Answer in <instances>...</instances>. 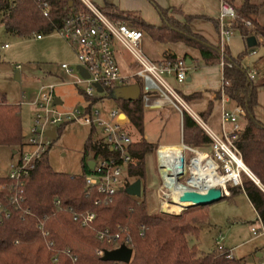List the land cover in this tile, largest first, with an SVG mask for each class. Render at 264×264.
I'll return each instance as SVG.
<instances>
[{"label":"trees","instance_id":"obj_1","mask_svg":"<svg viewBox=\"0 0 264 264\" xmlns=\"http://www.w3.org/2000/svg\"><path fill=\"white\" fill-rule=\"evenodd\" d=\"M149 1L162 19L160 27L149 25L136 14L123 12L114 5L108 4L101 11L112 20L125 21L130 28L144 30L156 42L182 43L199 50L209 66L220 63L219 47L194 34L190 28L194 17L186 16L177 9H164L155 0ZM44 3L50 4L49 17L44 15ZM85 10L87 8L81 0H0V26L8 34L31 39L37 34L50 35L65 19ZM236 10L239 18L235 21V29L249 36L250 29L245 26L249 21L254 36L264 39V28L258 23L260 7L251 5L247 0L242 8ZM178 15L183 16L186 23L176 19ZM246 55L234 59L226 54L225 60L232 67L225 69L224 83L228 85L224 84V89L229 100L245 110V124L239 133L238 148L244 163L258 178L262 188L244 175L243 187H230V198L240 192L245 193L264 223V124L255 116L258 87L242 65ZM176 59L167 56L165 60L174 62ZM218 95L220 97L221 93ZM199 96L196 94L191 98ZM115 100L130 118V135L138 138L131 147L133 162L129 165L124 185L127 188L131 185L130 179L147 178V158L155 154L158 146L144 138L145 107L142 98L137 101ZM212 109L213 104L202 118L209 115ZM95 135L96 130L91 129L84 148L82 175L56 172L50 164V148L36 170L24 180L25 201L19 208L9 200L14 181L8 177L0 178V264H115L104 262L98 252L113 251L122 245L133 250L130 264H245L243 260L231 259L218 250L205 254L197 244L190 245L191 238L199 240L200 227L208 221V206L192 207L181 215H152L145 200L140 201L121 191L111 204L106 205L103 201L96 204L102 197L97 190L87 186L85 178L91 174L87 159L90 153L106 157L113 153ZM184 142L202 149L211 146L206 132L187 113L184 114ZM25 146L22 106L9 104L6 95L0 92V147H9L21 153ZM57 201L60 205H56ZM90 213L96 216L91 227H82L81 222L75 220L76 216ZM41 224L45 231L50 232L48 239L39 229ZM106 230L113 235L120 234L121 241L112 244L100 241L99 234ZM48 241L54 243L53 249L48 247ZM67 250L77 258V262L65 253Z\"/></svg>","mask_w":264,"mask_h":264},{"label":"built area","instance_id":"obj_2","mask_svg":"<svg viewBox=\"0 0 264 264\" xmlns=\"http://www.w3.org/2000/svg\"><path fill=\"white\" fill-rule=\"evenodd\" d=\"M221 1V15L219 17L220 31V54L223 69L232 67L225 60L226 50L235 36V21L239 18L236 8L227 0ZM87 10L71 15L56 27L50 35H57L66 42L74 51L78 65L72 68L68 64L61 65V69L71 78V83L79 88L86 97L87 105L83 109L60 111L54 105L56 100V86H43L39 99L35 103L37 113L32 137L26 142L25 148L20 153L18 164L8 177L14 184L10 187V203L19 208L25 201L24 180L36 170L43 156L53 145V140L47 136V131L70 123H79L96 130V138L102 140L103 145L109 148L113 155L106 157L103 154H94L95 168L85 180L88 188L95 189L101 195L96 204L103 201L106 205L111 204L114 197L124 187L127 181L129 165L133 162L131 147L134 140L128 131L130 119L119 109L110 112L109 118H103L100 111L95 110L94 100L108 95L117 88L139 84L141 97L145 109L159 110L171 106L181 116L188 110L181 95L170 85L168 76H174L180 85L186 84L190 68L182 58L171 62L154 61L144 50V33L141 30L130 28L123 20L108 18L101 9L87 0H83ZM44 15L49 17L51 7L44 3ZM245 26L253 29L251 22ZM44 34L34 36L36 40L45 38ZM126 51L133 58L136 70L131 74L122 72L118 62V49ZM9 49L8 44L0 43V51ZM21 69L20 66L17 67ZM82 71L88 75L86 78ZM249 78L254 79L250 73ZM134 82V83H132ZM228 85V83H224ZM103 89L101 93L98 89ZM225 86V85H224ZM195 120L203 126L212 144L209 152H203L184 143L182 140L181 151L173 153L161 147L157 150L158 174L160 185L157 188V199L160 212L165 214L185 211L189 206L183 205L182 197L186 193L207 194L211 189L220 190L222 197H229L230 187H243V176H248L258 186L261 183L254 173L244 163L242 154L238 148L239 133L243 129L246 113L242 107L233 111H224L222 115L221 134L213 133L201 120L194 116ZM220 178V183L213 185L204 191L200 182ZM177 196L178 201L174 198ZM56 205H60L57 201ZM191 203L190 206H192ZM96 216L93 213L76 216L75 220L81 222L82 227H91ZM44 237L48 239L50 232L44 230L43 224L39 226ZM255 239L264 242V223L258 218L257 223L251 229ZM100 241L118 243L122 237L120 234H111L109 230L98 236ZM223 237L217 242V250L234 258L233 251L227 250L222 245ZM48 247L54 248V243L48 241ZM121 246H118L120 248ZM117 248V249H118ZM66 254L77 262V258ZM104 251L98 255L103 257ZM57 258L54 259L57 262ZM122 264V263H115ZM246 264V263H245ZM257 264H264V251Z\"/></svg>","mask_w":264,"mask_h":264},{"label":"rangeland","instance_id":"obj_3","mask_svg":"<svg viewBox=\"0 0 264 264\" xmlns=\"http://www.w3.org/2000/svg\"><path fill=\"white\" fill-rule=\"evenodd\" d=\"M81 1L83 2V0ZM106 1L117 4L120 9L134 10L132 8H135L141 16H139L140 18L143 16L145 19L152 20V17H158L162 21L158 10L149 0H123V4L121 0ZM103 2L102 4L98 2L95 5L91 1L99 9L106 6ZM136 29L141 30L144 35L146 34L144 30ZM0 43L9 45L8 50L0 51V91L7 94L9 102L22 106L25 142L33 135L37 113L35 103L39 99L41 89L43 86L56 85L58 76L64 77L68 83L56 88V98H60L64 102L63 105L58 106V109L69 111L83 109L87 105V102L79 94V88L70 84L71 78L61 69L63 64L75 68L78 65L76 54L57 35L45 36L43 41H38L35 38L21 39L18 36L7 34L0 26ZM256 50L261 54L264 52V46L261 45ZM256 58L251 59L255 60ZM118 60L122 71L125 70L126 67L120 57ZM18 66L21 67L20 70L17 69ZM17 72L21 74L20 82L15 79ZM101 98L94 108L101 112L103 118L108 119L110 112L117 109L118 106L116 101L108 95L101 96ZM145 128L146 138L152 144H179L181 141L179 116L168 113L166 110L159 112L146 110ZM59 129L58 137L53 140L49 152L50 164L58 173L82 175L84 173V148L91 129L79 123L66 124L64 128L59 127ZM13 151L9 147H0V177H9L18 164L19 156L14 155ZM93 156L94 154L90 153L87 160H91ZM146 177L145 180H141L142 197L139 200L146 201L152 215L165 214L160 212L156 197L160 179L154 154L147 158ZM136 181L137 179H130L131 184ZM208 207V221L200 227L199 240L191 238L190 245L197 244L202 252L209 254L217 250V242L223 237L222 245L225 249L238 248L233 252L237 259L250 258L257 243L252 242L246 245V242H250L254 238L251 234V226L257 223L258 216L246 194L240 192L232 198L222 199ZM174 211L170 215H181L185 212Z\"/></svg>","mask_w":264,"mask_h":264},{"label":"crops","instance_id":"obj_4","mask_svg":"<svg viewBox=\"0 0 264 264\" xmlns=\"http://www.w3.org/2000/svg\"><path fill=\"white\" fill-rule=\"evenodd\" d=\"M87 1H89L90 3L92 1V3H94L95 5H97L98 2H101L102 4V2L104 1L103 2L104 5L110 4L120 9L117 6V4L113 2H108L106 0H87ZM121 1H122L121 3L123 4L124 3L123 0ZM155 1L164 9H177V10H180L186 16L194 17V20L190 23V28L192 29L193 33L206 39L210 44L214 45L215 47H219L220 45L219 17L221 15V1L220 0H155ZM227 1L231 2L236 9H240L244 6L247 0H227ZM248 1L250 2L251 5L260 7L258 23L262 28H264V0H248ZM132 9L134 10H125L122 8L120 10L123 12L134 13L140 16L135 10V8H132ZM175 18L178 19L182 23H186V20L183 16L178 15V16H175ZM143 19L149 25L156 26V27L162 26V21L159 20L158 17H152L151 18L152 20H148L145 18ZM1 28L4 29L3 26H1ZM9 35H12V34H9ZM254 35H255V32L253 29L249 30V36H245L239 30H236L234 38L232 39L229 46L227 47L226 54L236 59L242 54L247 53L246 57L242 61V65L245 69L249 71V74L250 73L254 74V79L253 80L250 79V80L253 81L255 85L258 87V104H257V107L255 108V116L261 123L264 124V52L260 54L256 50L257 47L261 45L264 46V39L262 37H256ZM250 37H255L257 40V46L253 50L248 47V43H247ZM43 40L44 38L38 41H43ZM143 46H144L145 52L154 61L162 62L166 59L167 56H172L178 59L182 58L187 62L190 68V74H189L186 84L180 85L176 81L174 76H168L167 80L176 91H179L178 93H180L181 97L184 99L185 103L187 104L188 110L184 111V114L185 113L189 114L194 120H195L194 116L198 117L201 120V122L204 125H206L213 133L218 134V135L221 134L223 112L233 111L237 107H239L234 102L230 101L229 98L225 94V89H224L225 69H223V67L221 66V61L219 64L209 66L205 63L199 50L191 48L182 43H168V44L159 43V42L154 41L147 33L144 35ZM69 48L71 49L70 46ZM118 53H119L118 57L121 58L123 64L126 67V69L123 70L122 72L126 74L133 73L136 70V65L133 63V58L131 57V55H129L126 51H124L121 48L118 49ZM256 55H259V56H256ZM254 57H257L255 59L256 61L251 59ZM20 78H21V74H20ZM57 79H58V83L55 85L56 88L57 86L62 87L68 84L66 83V80L64 79V77L58 76ZM70 84L73 85L72 83ZM133 85H139V84H133ZM112 93L113 91L110 93L109 97L115 100V98L112 97ZM219 93H221L220 97L218 95ZM79 94L87 102V100L85 99L84 95L82 94L80 90H79ZM196 94H199L200 96L198 98H191ZM5 95L7 97V94ZM7 100H8V97H7ZM8 103L13 104V105H21V104H14L12 102H9V100H8ZM63 103L64 102L62 101V105ZM211 104H213L212 112L209 115L205 116V118H202L208 112ZM55 106H61V105H55ZM117 109L121 110L119 107H117ZM146 110L148 109H145V113H146ZM162 110H166L168 111V113H174L179 116L180 128H181L180 129L181 130V141L179 144H157L156 146H158V149L161 147H176V146L180 147L182 144V140L184 141V116L182 117L181 114L171 106H167V107H164L163 109L152 110V111L159 112ZM244 123L242 124L243 126H244ZM199 125L206 132L203 126L201 124ZM130 129H131V124L128 127V131ZM57 137H58V129H57ZM132 138L134 140V143L138 140V138H136L135 136H132ZM144 138L148 142L146 138V128H145ZM211 144H212V141H211ZM193 148H197L203 152H209L211 150V146L205 149L198 148V147H193ZM13 152H14V155H18L20 159V153H17L16 151H13ZM156 153L157 151L154 154L155 160L157 163ZM89 161L87 160V165ZM157 172H158V165H157ZM0 178H5V177H0ZM127 179H128V174H127ZM261 188H262V185H261ZM156 197H157V189H156ZM229 198L230 196L224 199H229ZM251 206L253 207L252 204ZM159 210H160V206H159ZM255 224L251 226V229ZM252 242L257 243V246L253 249L254 251L252 250L253 252L251 253L252 255L250 258L243 259L244 263L246 264H257L258 260L261 259L262 253L264 251L263 240L253 238L252 241L246 242L247 243L246 245ZM237 249L238 248L236 247L232 248V250H234L233 252H235Z\"/></svg>","mask_w":264,"mask_h":264},{"label":"water","instance_id":"obj_5","mask_svg":"<svg viewBox=\"0 0 264 264\" xmlns=\"http://www.w3.org/2000/svg\"><path fill=\"white\" fill-rule=\"evenodd\" d=\"M61 1V0H56ZM248 47L250 49H254L257 46V40L255 37H250L247 41ZM82 74L88 78V75L85 74L84 71H82ZM15 79L20 82V73L17 72ZM99 91L102 93L103 89L98 86ZM141 95V89L139 85H132L127 87H121L117 88L113 91L112 97L115 99H123L126 101H137L140 98ZM54 105H62V101L60 99H56L54 102ZM47 136L50 137L53 140L57 139V129L53 128L49 131H47ZM88 167L91 171L95 168L94 161L88 162ZM121 192L128 194L131 197L135 198H141L142 197V181L137 180L133 184H131L129 187L121 188ZM224 199L222 197V193L220 190L217 189H211L207 194H199V193H186L182 199L181 202L183 203H193L190 207H197V206H210L214 203H217ZM133 258V250L126 245H122L120 248L113 250V251H107L105 252L102 260L104 262H114V263H122V264H130Z\"/></svg>","mask_w":264,"mask_h":264},{"label":"bare ground","instance_id":"obj_6","mask_svg":"<svg viewBox=\"0 0 264 264\" xmlns=\"http://www.w3.org/2000/svg\"><path fill=\"white\" fill-rule=\"evenodd\" d=\"M167 150L173 152V153H177V152H180L181 151V147H166ZM220 178H212L210 180H207V182H204V181H201L199 184H200V187L205 190H207L209 187L213 186V185H217L218 183H220ZM176 201H178V198L177 196L174 198ZM183 205H186V206H190L191 203H185Z\"/></svg>","mask_w":264,"mask_h":264}]
</instances>
